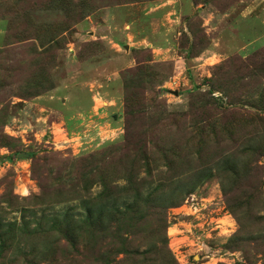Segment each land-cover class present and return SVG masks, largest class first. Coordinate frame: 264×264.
Listing matches in <instances>:
<instances>
[{
    "label": "rangeland",
    "instance_id": "374dc122",
    "mask_svg": "<svg viewBox=\"0 0 264 264\" xmlns=\"http://www.w3.org/2000/svg\"><path fill=\"white\" fill-rule=\"evenodd\" d=\"M153 229L264 264V0H0V264H161Z\"/></svg>",
    "mask_w": 264,
    "mask_h": 264
},
{
    "label": "trees",
    "instance_id": "16d2710c",
    "mask_svg": "<svg viewBox=\"0 0 264 264\" xmlns=\"http://www.w3.org/2000/svg\"><path fill=\"white\" fill-rule=\"evenodd\" d=\"M136 194H134V195L136 197H138V192ZM99 208H101V207H98V209ZM139 209H140V207H137L136 204L132 205V206H128L127 208L124 209V213H122L120 215L123 216L124 219H126L127 221H129L131 223H133V222H138V223L140 222V224L141 223H147V221H149L151 218L150 214L145 213V215H142L141 213H139L140 212ZM90 210H91L90 208L84 209L83 225H84V229H86V230L94 223L92 220V213ZM116 213H118V212H116ZM101 215L102 214L100 213L97 220H96L97 222L100 219ZM100 221L102 222V220H100ZM165 222H166V220H165ZM149 224H150V227L154 226L153 223H149ZM155 225H158V224L155 223ZM151 230H152V228H151ZM154 231L155 230L153 229V232H151L149 234L146 231L145 232L143 231L139 235L143 236V234H147L149 237H151L150 239L152 241L151 245H149V246L153 247L157 254L168 256L167 260H163V262H161V264H173V260L170 256L169 250L167 248L166 236L164 235V232L163 233L159 232L160 237L155 239L152 237H154L158 231H156V233H154ZM130 233H133L132 230H130ZM146 236H145V239H146ZM119 237H120V235H119ZM157 243H158V245H157Z\"/></svg>",
    "mask_w": 264,
    "mask_h": 264
},
{
    "label": "water",
    "instance_id": "95a60500",
    "mask_svg": "<svg viewBox=\"0 0 264 264\" xmlns=\"http://www.w3.org/2000/svg\"><path fill=\"white\" fill-rule=\"evenodd\" d=\"M18 156H22V155L19 154Z\"/></svg>",
    "mask_w": 264,
    "mask_h": 264
}]
</instances>
